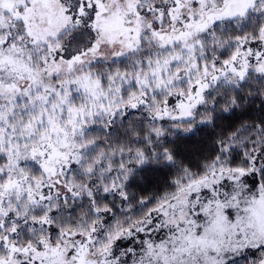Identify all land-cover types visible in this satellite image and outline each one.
Returning a JSON list of instances; mask_svg holds the SVG:
<instances>
[{"label": "snow or ice", "instance_id": "obj_1", "mask_svg": "<svg viewBox=\"0 0 264 264\" xmlns=\"http://www.w3.org/2000/svg\"><path fill=\"white\" fill-rule=\"evenodd\" d=\"M0 264H264V0H0Z\"/></svg>", "mask_w": 264, "mask_h": 264}, {"label": "trees", "instance_id": "obj_2", "mask_svg": "<svg viewBox=\"0 0 264 264\" xmlns=\"http://www.w3.org/2000/svg\"><path fill=\"white\" fill-rule=\"evenodd\" d=\"M198 147H199V146L188 145V146H187V151H188V152H195V151L197 150ZM161 180H162V178H161ZM147 187H148L149 190H150L151 186H147Z\"/></svg>", "mask_w": 264, "mask_h": 264}]
</instances>
